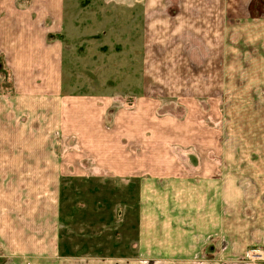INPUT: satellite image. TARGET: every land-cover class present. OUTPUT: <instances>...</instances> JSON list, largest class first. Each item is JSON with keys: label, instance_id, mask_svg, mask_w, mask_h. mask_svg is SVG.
<instances>
[{"label": "crops", "instance_id": "0c3cea01", "mask_svg": "<svg viewBox=\"0 0 264 264\" xmlns=\"http://www.w3.org/2000/svg\"><path fill=\"white\" fill-rule=\"evenodd\" d=\"M186 1L175 6L174 16L169 15L168 4L157 13H148L152 17L150 30L159 28V33L168 35L176 29L170 40L159 39L156 46L146 38L145 66L153 68L150 73L156 81L161 77L166 80L157 85L161 98L144 94L133 109L114 115L107 123L104 117L108 106L101 104L98 96L64 91V41L56 35L63 29L65 0H0V70L8 72L10 83L6 92L0 78V106H5L6 100L15 108L9 109L7 119L24 111L31 126L29 132L21 130L19 134L0 132V158L10 156L5 162L18 169L17 154L42 156L38 163L25 165L39 171L42 178L37 179L36 189L51 201V209L43 217L46 224L27 226L31 237L28 247L20 241V219L39 217L40 209L33 211L28 203L29 210L16 212L18 219H5L4 224L0 218L2 232L13 236L12 264H219L213 259L219 254L229 259L243 256L255 244L264 249V182L254 189L261 195L257 209L262 216L255 214L251 220L238 211L226 217L221 203L228 201L223 192L208 194L215 185L211 174L216 169V164L208 160V150L212 149V156L217 158V143L213 145L214 138L209 136L208 101L218 106V99H208L214 96L212 86L197 88L190 83L194 78L191 74H225L227 64L218 63L225 51L223 38H264V17L235 15L236 20L247 18L244 22L251 28H245L242 22L228 31L226 9H238L234 0H199L191 10ZM188 22L191 36L178 38ZM184 40L187 47L182 45ZM166 72L188 75L168 80ZM181 84L188 88L187 100L181 98L185 90ZM198 98L207 107L203 124L192 115L185 120L177 118L184 113L162 114L163 105L158 109L162 100L194 104ZM69 136L75 138L77 147L60 152L61 139ZM172 146L190 151L197 148L202 157L198 164L191 160L183 165L174 156L177 148ZM189 156L197 160L191 152ZM89 159L96 170H130L122 173L134 179H119L125 183L120 186L128 183L126 194L117 186L109 190L111 197H95L89 208L76 210L70 200L75 186L83 189L81 194L74 192L77 200L86 197V186L106 184L101 178H85V161ZM260 165L263 168L255 170L264 172V162ZM70 170L73 178L64 181V172ZM259 177L264 179V175ZM231 179H227L228 186ZM9 192L13 193L0 190V209ZM217 193L222 197L217 199ZM64 205L69 207L67 214ZM104 208L109 209L107 214L101 213L108 211ZM230 224L234 230L227 229Z\"/></svg>", "mask_w": 264, "mask_h": 264}, {"label": "rangeland", "instance_id": "374dc122", "mask_svg": "<svg viewBox=\"0 0 264 264\" xmlns=\"http://www.w3.org/2000/svg\"><path fill=\"white\" fill-rule=\"evenodd\" d=\"M180 1L183 4V0H151L150 2L148 0H65L63 29L60 35H56L61 41H64V91L70 95L98 96L101 104L105 103L108 106L106 107V117H104L107 123L112 122L114 115L121 116L127 110L133 109L138 99L144 94L153 97L156 95L161 98L162 91L158 93L156 89L163 78L161 77L159 82L156 81L154 79L156 77L150 73L153 68L145 66L146 38L151 41L153 46H156L159 39L168 38L170 40L169 37L176 33V29L170 30L168 35L159 33V28L154 31L150 30L149 19L152 17L148 16V13H157L159 9L168 4L171 6L168 13L170 16H174L177 14L175 6L178 7ZM212 1L210 0V3ZM198 2L199 0H188L186 7L188 6V9L191 10L193 4ZM234 5L238 7L237 10L226 9L225 21L228 31L231 29L230 27L242 22L245 24V28H251L250 24L244 22L247 18L236 20L235 15L250 14L264 17V0H234ZM186 28L183 29L186 31L182 35L178 34V38L191 36L190 22L186 24ZM261 29L264 31V27ZM183 35L185 36L182 37ZM183 44L187 47L188 42L185 43L184 40ZM223 49L225 51L218 63L224 66L227 64L226 73L207 76L191 74L194 78L190 82L191 85H197V88L208 89V86H212L214 89L210 92L214 96H208V99H218V106L211 105V102L208 101V128L212 131L209 136L214 138L213 145L217 143V158L215 155L212 156V149L208 150V160L216 164V169L211 174L215 185L210 192L208 191V194L217 190H220V193L223 192L222 195L228 201L221 203L226 217L238 211L241 214L245 213V217H250L251 220L255 214L262 216L257 209L261 195H256L254 189L258 188L259 182H264L263 177H259L264 175V172L255 170L259 167L263 168L260 163L264 162V38H223ZM214 61L217 63V60ZM193 69H195V65ZM7 73L1 71L0 78L4 90L9 92L10 83ZM186 75L188 74L181 72L165 73L168 80ZM185 82L186 80H184ZM180 88L185 89L181 94L179 93L181 98L187 100L185 99L187 98L185 92L188 91L187 86L181 84ZM222 88L225 89L221 90ZM152 90L154 91L151 93ZM4 101L5 106H0V132L11 131L14 134H19L21 130L29 132L30 121L24 111L17 112L16 115H11V118L7 119L6 115L9 109L15 108L8 105L6 100ZM161 106L162 114L170 116L169 113L172 111L176 115L188 113V115L184 116L183 114L177 118L185 120L189 115H192L200 119L202 124L204 122L203 114L207 110L203 100L199 98L194 104L193 101L176 104L169 100L165 102L162 100V104L158 107L159 110ZM108 127L110 126L108 125ZM75 143L76 140L73 136L61 139L60 152L65 153L73 150L77 147L74 145ZM117 145L121 146L122 144L117 142ZM172 148H177L174 156L179 161L181 160L183 165L188 164L191 160L192 163L198 164V159L202 157L197 148L192 151H190L191 148L178 146H172ZM188 151L195 155L197 160H193ZM16 156L20 161L18 169L11 168L8 162H5L6 158H10V156L4 159L0 158V190L13 191V193L6 194L4 206L0 209V218H3L4 224H6L5 219L9 218L11 221L13 218L18 219L19 214L16 212L29 210L28 203L33 205V211L40 209L39 217L33 216L32 219H25L22 216L20 219V241L28 247L30 244L28 240L31 237L27 226L32 228L35 225L46 224L47 218L43 217L45 212L51 209V201L36 189L37 179L42 178L39 171L31 170L25 165L38 163L42 156H19V154ZM116 156L120 158V156ZM55 160L59 163L58 157ZM89 160L85 161V171L88 172L85 178H101L106 181V184L100 187L86 186V197L79 196L77 200L74 192L81 194L83 189L75 186L70 200L76 210L89 208L95 197L99 198L102 195L111 197L112 194L109 190L113 191L117 186L122 191L125 190L124 194H126L129 190L128 183L126 182V187L120 186L125 183L119 179H134L132 176L123 174L131 172L130 170H123V173L107 169L96 170L94 162ZM5 165L10 168L5 169ZM121 166L122 169L125 168L123 160ZM233 166L235 167L234 171L232 170ZM72 173L74 172L71 170L64 172V181L72 179ZM230 177L232 179L228 186L227 179ZM23 180L26 183H23ZM212 195H215V192ZM222 195L217 193L215 197L219 199V196L222 197ZM68 209L69 207L64 205L63 212L67 214ZM104 209L108 211L101 213L107 214L109 209ZM243 209H249V212ZM24 222H26V226ZM232 228L233 224L227 226L229 231ZM220 229L224 230L222 227ZM42 236L44 239V232H42ZM12 238L11 233L6 230L2 232L0 228V264H5L6 261H9L7 264H12L14 258L11 251ZM260 246L256 244L250 246L241 257L226 259L219 254L213 259H216L219 264H254L249 260L248 255L255 251L264 253L263 246ZM218 250L219 253H222L220 246ZM24 257H28V255L22 256V258Z\"/></svg>", "mask_w": 264, "mask_h": 264}, {"label": "built area", "instance_id": "2783aa9c", "mask_svg": "<svg viewBox=\"0 0 264 264\" xmlns=\"http://www.w3.org/2000/svg\"><path fill=\"white\" fill-rule=\"evenodd\" d=\"M249 260L253 261L254 264H264V253L261 251H255L248 255Z\"/></svg>", "mask_w": 264, "mask_h": 264}, {"label": "trees", "instance_id": "16d2710c", "mask_svg": "<svg viewBox=\"0 0 264 264\" xmlns=\"http://www.w3.org/2000/svg\"><path fill=\"white\" fill-rule=\"evenodd\" d=\"M60 35V34H59Z\"/></svg>", "mask_w": 264, "mask_h": 264}]
</instances>
